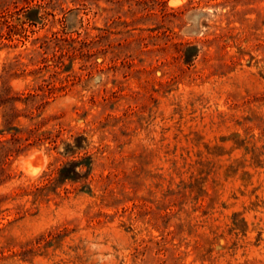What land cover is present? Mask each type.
<instances>
[{"label": "rangeland", "instance_id": "obj_1", "mask_svg": "<svg viewBox=\"0 0 264 264\" xmlns=\"http://www.w3.org/2000/svg\"><path fill=\"white\" fill-rule=\"evenodd\" d=\"M173 1L2 13L0 86L51 81L44 128L86 141L10 165L0 264H264V0ZM88 155L83 179L36 189Z\"/></svg>", "mask_w": 264, "mask_h": 264}, {"label": "trees", "instance_id": "obj_2", "mask_svg": "<svg viewBox=\"0 0 264 264\" xmlns=\"http://www.w3.org/2000/svg\"><path fill=\"white\" fill-rule=\"evenodd\" d=\"M42 1L47 0H0V17L13 6L18 7L20 3L28 5L31 2H36L34 3L36 7L30 8L28 13L38 14ZM3 28L0 24V38H8ZM13 69L12 65L4 67L7 73ZM43 70L40 67L34 72H43ZM55 89V85L47 79H43L42 83L33 86L30 90L17 91L9 83L0 86V184L8 177L9 167L14 160L35 147L48 144L49 149H58L62 144L63 150L60 153L65 156L72 155L75 149L84 147L83 142L86 138L83 136L76 137L75 144L64 141L62 136L65 128L62 123H58L51 129L44 128L48 120L43 116L44 109ZM84 167L87 168L85 172ZM92 169V156L68 161L59 168L58 175H55L54 171L48 173L46 181L36 185V189L38 191L52 190L66 181L78 182L85 175H89Z\"/></svg>", "mask_w": 264, "mask_h": 264}, {"label": "bare ground", "instance_id": "obj_3", "mask_svg": "<svg viewBox=\"0 0 264 264\" xmlns=\"http://www.w3.org/2000/svg\"><path fill=\"white\" fill-rule=\"evenodd\" d=\"M181 1V0H180ZM177 1L174 0L173 3H176ZM179 3V2H178ZM177 3V4H178ZM24 158V157H23ZM42 162L39 160L37 164H33L31 163L29 160L26 159L25 161V169H26V173L29 176H35L37 175L41 168H42Z\"/></svg>", "mask_w": 264, "mask_h": 264}]
</instances>
